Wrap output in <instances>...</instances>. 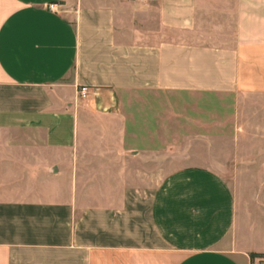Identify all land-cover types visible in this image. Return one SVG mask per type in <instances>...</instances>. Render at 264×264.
<instances>
[{
	"label": "crops",
	"instance_id": "1",
	"mask_svg": "<svg viewBox=\"0 0 264 264\" xmlns=\"http://www.w3.org/2000/svg\"><path fill=\"white\" fill-rule=\"evenodd\" d=\"M251 97L264 0H0V264H256L264 206L170 121Z\"/></svg>",
	"mask_w": 264,
	"mask_h": 264
},
{
	"label": "rangeland",
	"instance_id": "2",
	"mask_svg": "<svg viewBox=\"0 0 264 264\" xmlns=\"http://www.w3.org/2000/svg\"><path fill=\"white\" fill-rule=\"evenodd\" d=\"M59 10L64 11L63 5ZM248 101L249 106L241 110L242 116L238 117L229 116L228 111L225 113L234 110L236 102L233 100L207 101L218 110L210 117L207 108L198 105L200 101L185 103L175 98L170 100V121L171 127L172 123L176 126L183 122L186 144L191 146L186 149L184 158L179 159L186 163L202 162L219 171L235 191L247 199L252 211L257 202L264 206V97H251ZM231 127L235 130L233 134ZM210 144L212 148L205 147ZM182 166L172 163L159 166L153 185L167 171Z\"/></svg>",
	"mask_w": 264,
	"mask_h": 264
},
{
	"label": "built area",
	"instance_id": "3",
	"mask_svg": "<svg viewBox=\"0 0 264 264\" xmlns=\"http://www.w3.org/2000/svg\"><path fill=\"white\" fill-rule=\"evenodd\" d=\"M60 7H61V4H59L58 2H50L47 4V8L52 11H58ZM87 92H88V89L86 86H81L77 90V93L82 98L86 97ZM256 264H264V256L258 257Z\"/></svg>",
	"mask_w": 264,
	"mask_h": 264
},
{
	"label": "trees",
	"instance_id": "4",
	"mask_svg": "<svg viewBox=\"0 0 264 264\" xmlns=\"http://www.w3.org/2000/svg\"><path fill=\"white\" fill-rule=\"evenodd\" d=\"M251 255H252V256H262V255H264V254H262V253H252Z\"/></svg>",
	"mask_w": 264,
	"mask_h": 264
}]
</instances>
